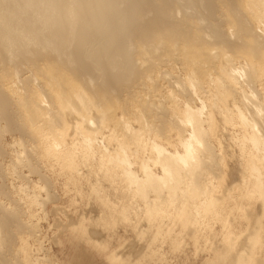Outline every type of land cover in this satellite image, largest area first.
<instances>
[{
	"label": "bare ground",
	"instance_id": "6f19581e",
	"mask_svg": "<svg viewBox=\"0 0 264 264\" xmlns=\"http://www.w3.org/2000/svg\"><path fill=\"white\" fill-rule=\"evenodd\" d=\"M162 79L170 89L161 97L153 92ZM194 99L201 108L191 105ZM117 107L122 114L140 107L136 117H150L144 123L155 134L151 143L141 128L117 117ZM71 116L81 145L101 148L107 138L123 150L104 176L122 168L126 187L134 188L137 207L147 214L145 227L128 224L126 231L148 228L162 235V244H173L182 232L181 264H264V0H0V264L40 262L31 257L29 238L34 249L41 247V230L25 219V203L18 199L29 186L13 177H21L25 166L46 181L42 154L61 158L68 179H81ZM100 122L114 123L108 136ZM6 132L35 148L17 161ZM159 134L176 148L161 145ZM224 137L237 147L228 155L235 156L233 165L225 161ZM148 150L156 153L152 161L161 174L150 168L143 155ZM130 159L143 176L124 164ZM13 163L19 166L15 174ZM128 207L118 211L127 215ZM82 237L90 246L86 231L70 239ZM162 244L153 240L131 249L136 258L121 264H164ZM72 247L83 246L74 241ZM106 250L99 253L108 255ZM144 256L151 259L137 262Z\"/></svg>",
	"mask_w": 264,
	"mask_h": 264
},
{
	"label": "rangeland",
	"instance_id": "374dc122",
	"mask_svg": "<svg viewBox=\"0 0 264 264\" xmlns=\"http://www.w3.org/2000/svg\"><path fill=\"white\" fill-rule=\"evenodd\" d=\"M169 68V66L163 65V69ZM168 86L169 84L162 79L160 81L161 89L153 92V89L148 85L147 92L156 93L161 97L166 96L167 90L170 89ZM18 91L22 90H17V92ZM39 96L42 98L41 94H39ZM179 102L183 103V98L182 100H179ZM191 105L194 108H201L202 102L199 99H194L191 101ZM114 110L116 111L117 117H121L122 119L129 121L133 129L136 130L141 128L144 132L145 141L151 143L155 134L153 129L151 127L149 128L144 123L146 119L150 120V117H147L146 119L136 117L139 116V113H141L140 107L128 114H122L123 111L119 107L114 108ZM204 111L206 112L205 108ZM73 117L74 116H71L69 119L71 122L69 131L71 137L72 134H74L73 138L76 141H80V144H76V146L80 147L76 148L77 152L75 154L77 155L76 163H78L76 167L80 170V172H82V174H80L81 179H68L61 166L60 162H63L61 158H58L57 161H53L54 159H57L54 155L51 157H44L42 154H40L38 158L40 164H42L43 168H45L46 165L49 166L46 169H42L47 178L46 181L35 173L32 168H27L25 166L22 168L23 171L21 172V177L16 178L14 176L13 180L11 179L15 184H20V181L24 180L25 182H23L25 183V186H29V191H24L23 197L19 198L18 195L17 197L25 203L24 210L27 211L25 219L29 220L30 223L33 222V224L41 230V247L34 249V247H36V241L34 239L32 241V237L29 238V241L33 244L31 257L32 259L38 258L40 260L39 264L45 259H58L62 264H97V261H104L105 264H121L122 261L133 262L136 257L133 256L134 254H131V249L136 250V248L142 247V245L153 240H155L157 244H162L161 240L163 237L148 228H146L148 231L142 232L132 230L131 228L127 231L125 230V227L128 224L133 225L138 222L145 227L147 214L143 212L142 209L137 207L140 199L138 196L131 193V190L134 188L126 187L128 181L121 171L122 168L114 166L112 169L113 171H116V175L114 177H110V179L104 176V172L110 164L118 163L115 161V157H119L121 155L119 150L122 149L117 148L111 140H107V138L104 143H100L102 145L101 148L95 145L94 148L90 147V149L84 143H82V146L81 141L83 139L82 133H80V126L77 123H74V119L76 120V117H74V119ZM113 124V122H106L105 125H102L100 122V131L105 133L102 135L108 136L111 133L109 126H113ZM115 129L119 134L120 129ZM116 132L114 133L116 134ZM224 133L226 134L225 131ZM172 134V131H170V135L172 136L171 141L176 140L177 138ZM100 135L101 134H97L98 138ZM120 138L121 137H118V139ZM4 139L8 142V148L11 147L9 151L13 152V155H15L13 157L15 158L19 155L22 159L24 158L23 155H25L26 149L35 148L34 144H31L28 141L22 142L20 138L17 137V134L13 135L6 132L4 134ZM68 139V141H70V137ZM156 139L161 145L167 147L168 150H174L176 148L174 144H170V141L167 140L164 135L159 134ZM226 140L227 139H225V137L220 140L221 143L225 145V153H228L227 156L224 154L226 156L225 161L227 164L230 163V165H233L235 156L229 157L228 155H231V153H238L237 147L233 145L231 141H229V145ZM59 147L54 149L56 154L60 153L61 148ZM177 147L178 151L183 150V147ZM233 150H235V152ZM95 151L104 152L106 157L105 160L100 161L99 155L94 154ZM148 152L143 155H147L145 158L149 160L150 168L153 172L161 174V166L152 161L154 154L156 155V153L154 152V154H152L151 150H148ZM125 154H129V151L126 150ZM7 157V160L10 162L11 158L9 157H11V155ZM232 158L234 159L231 160ZM16 160L19 161L17 158ZM134 161L135 159H130L129 164H124L128 165L130 170L138 176H143L139 165ZM51 165L54 166L50 167ZM120 165L121 167H125L123 164ZM9 167L12 174H15L14 170L19 169V166H17L16 163L11 164ZM24 176L26 179H24ZM8 177L9 179L11 178L10 175H8ZM113 186H117V189ZM35 194L39 195L36 197V200H30V198H32ZM102 200L109 201L111 203V207H105ZM122 204H129L127 215L118 211L120 210ZM110 210L116 211L110 214ZM128 226L131 227L130 225ZM176 229L177 232H179V230L182 229L181 225H178ZM80 231L83 233L86 231V233H88V237L90 238L91 235L92 238H90V246L88 245L89 243L86 244V242H83V237V240L75 238V243L83 246L82 248L77 249L72 247L74 246V241L70 238L74 236V234H78ZM116 233L122 234L121 237H116ZM179 233L178 238L172 241L173 244L168 240L162 244L161 249L166 252L165 255L167 258V262L164 264H181V258L185 255V241L184 238H182V232ZM79 240H81L83 244H80L81 241ZM103 247H107L106 251L109 252L108 255L99 253V249ZM125 252H129L130 255H128V257L123 256L122 254ZM139 259L140 260L137 262L144 263L151 258L144 256Z\"/></svg>",
	"mask_w": 264,
	"mask_h": 264
}]
</instances>
